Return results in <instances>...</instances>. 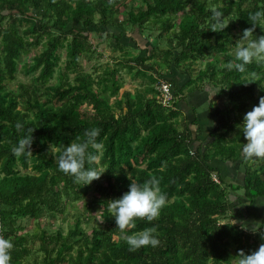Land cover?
Returning a JSON list of instances; mask_svg holds the SVG:
<instances>
[{
	"label": "trees",
	"instance_id": "trees-1",
	"mask_svg": "<svg viewBox=\"0 0 264 264\" xmlns=\"http://www.w3.org/2000/svg\"><path fill=\"white\" fill-rule=\"evenodd\" d=\"M132 27L157 32L146 57L124 59L134 79L160 57L161 68L189 73L187 86L214 88L226 117L212 142L194 146L199 132L181 118L172 78L166 106L161 73L121 93L122 64L84 67L91 28L125 50ZM260 45L264 0H0V264H264V226L234 221L264 197ZM20 71L32 80H18ZM218 158L242 161V186L225 182ZM91 181L98 196L88 205L102 223L90 233V214L75 204ZM233 195L245 201L239 210ZM68 212V231L40 221ZM24 219L38 221V248Z\"/></svg>",
	"mask_w": 264,
	"mask_h": 264
},
{
	"label": "crops",
	"instance_id": "crops-1",
	"mask_svg": "<svg viewBox=\"0 0 264 264\" xmlns=\"http://www.w3.org/2000/svg\"><path fill=\"white\" fill-rule=\"evenodd\" d=\"M151 36L153 37V35ZM132 47H135L134 50H138V55L136 56H139L143 49L140 50L138 46H134L133 44H130L126 48ZM141 57L144 56L141 55ZM150 66L151 65H148L146 67L149 68ZM152 68L151 70L142 68L143 74H140L136 79L131 76V83L129 85L134 86L135 89H137L142 85H146L151 82L152 78H159V73L163 75V78L168 80L172 78L178 89L182 92V98L178 104V109L181 112V118L185 119L192 125V129L195 134L199 132L198 137L194 142V146L197 147V145L208 144L212 142L214 140V131L222 119H225L226 117L223 114L222 106L219 105V100L216 98V91L214 88L210 86L203 87L200 85L187 86L188 80L190 79L189 73L183 70L182 67H176L173 65L171 68L169 67L163 70H152ZM195 136H197V134ZM213 164L220 170L221 176L227 184L233 186H242L245 183V166L243 165L242 161L231 162L223 161L222 159L218 158L213 162ZM234 194L242 196L243 189H240L239 192ZM238 195H233L232 197L233 200H238V203H236V210H239L241 208L240 206L245 203V201H243L244 199L239 200L241 196L238 197ZM249 212L250 214H246L247 216L244 221L248 222V229L255 230L264 226V197H258L252 204ZM234 221H237L243 225V223L238 219H234Z\"/></svg>",
	"mask_w": 264,
	"mask_h": 264
},
{
	"label": "rangeland",
	"instance_id": "rangeland-1",
	"mask_svg": "<svg viewBox=\"0 0 264 264\" xmlns=\"http://www.w3.org/2000/svg\"><path fill=\"white\" fill-rule=\"evenodd\" d=\"M110 27L106 28L104 27V29H102L103 32H106L108 34ZM112 30L115 31L116 34L120 33V29L119 28H111ZM147 32H145L146 34H151L153 35V37H150V41L148 42V40L145 38V34L143 33L142 35L139 33L138 30H135V28H129V30H127L126 34L128 35H123L121 38V41L126 44L125 46H129L130 44H133L134 46H138L141 51V54L139 56H137V58H140L141 55H143L144 57H146L148 55L147 50L145 49H151L152 45H156V35L157 32L156 31H150L148 32V30H146ZM90 36H91V41L93 42V44L95 45V52L89 55H85L83 58V65L87 70H92L94 68H97L99 70V72H102L105 67H107L108 64L110 65H120L122 64L123 68L121 69V73L119 75V77H121V81L120 83L123 85L122 89H121V93L123 90H126V88H129L131 90L134 91L135 87L129 85L131 83V73L128 71V69L125 67V61L124 59H126L127 57V53H131L134 55H138V50L132 47V48H126L125 50L118 47L117 45V41L115 38H113V36L107 38L106 37V33L101 34L100 35V31L98 32L95 28H91L90 31ZM121 34V33H120ZM129 38V39H127ZM245 40H242V42H244ZM152 44V45H151ZM161 45H164V42L161 41ZM263 49V46L260 45ZM264 50V49H263ZM126 51V53L124 52ZM64 58V55H63ZM161 58L159 57L158 59H153V60H149V62L145 63L143 65L142 68L147 69V70H151V67L153 66L152 70H160V69H164L161 68L160 66V60ZM155 60L157 62V64L155 63ZM160 60V62H159ZM124 64V65H123ZM206 63L203 62L202 64H200L201 67H204ZM148 65H151L149 68L146 67ZM200 66H197L196 68H200ZM21 67V66H20ZM18 80H23L26 82H30L31 76H27L23 71H20L18 73ZM56 79H53L52 82H55ZM11 87L16 88L17 87V82L13 81L10 84ZM134 96V95H133ZM120 97V96H119ZM103 182V181H101ZM90 185H92V187L90 188V192L89 195L87 197L86 200H81L79 202H77L75 205H77L78 212H81L84 215H88L90 214V216L88 217H84L85 219H88L89 221L86 223H84V227L86 228V230H88L90 233L92 232L93 227L99 225L100 223H102L101 220V215L99 213V210L96 209L94 211L90 210L88 203L91 202V200L94 199V197L97 194V191L95 189V187L97 186L95 182L91 181ZM74 206V205H72ZM72 206L69 208V211H74L76 212V210L72 208ZM76 216H73V213L68 212L67 216L63 217H57V218H51L49 216H46L44 218H42L40 221L42 222L43 226H46L49 230L52 231H56L58 229V227L60 225L64 226L65 231H68L69 227H70V223L71 221L74 220ZM66 218V219H65ZM245 219H242L241 222L243 223V226L248 227V222H244ZM237 222V221H235ZM38 221L34 220V219H24L23 220V224L26 225V230L24 232H22L23 234H28V236H32V234H34L37 230H38V225H37ZM238 223V222H237ZM240 224V223H239ZM33 237H30V244H32L33 247L38 248L39 246V241L36 240L35 242L32 241ZM3 250V246H0V251Z\"/></svg>",
	"mask_w": 264,
	"mask_h": 264
},
{
	"label": "built area",
	"instance_id": "built-area-1",
	"mask_svg": "<svg viewBox=\"0 0 264 264\" xmlns=\"http://www.w3.org/2000/svg\"><path fill=\"white\" fill-rule=\"evenodd\" d=\"M159 79V78H158ZM157 89L159 92V99L163 105L170 106L175 100V91L173 89V83L166 78H160L157 83ZM213 178L216 182L220 183L219 176L214 173Z\"/></svg>",
	"mask_w": 264,
	"mask_h": 264
},
{
	"label": "water",
	"instance_id": "water-1",
	"mask_svg": "<svg viewBox=\"0 0 264 264\" xmlns=\"http://www.w3.org/2000/svg\"><path fill=\"white\" fill-rule=\"evenodd\" d=\"M1 227H2V220H1V212H0V246H1Z\"/></svg>",
	"mask_w": 264,
	"mask_h": 264
}]
</instances>
